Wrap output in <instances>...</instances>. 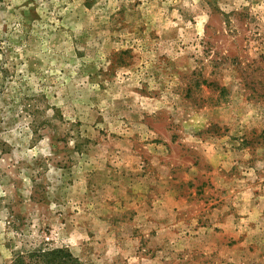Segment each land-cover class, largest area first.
<instances>
[{"label":"rangeland","instance_id":"374dc122","mask_svg":"<svg viewBox=\"0 0 264 264\" xmlns=\"http://www.w3.org/2000/svg\"><path fill=\"white\" fill-rule=\"evenodd\" d=\"M0 264H264V0H0Z\"/></svg>","mask_w":264,"mask_h":264}]
</instances>
